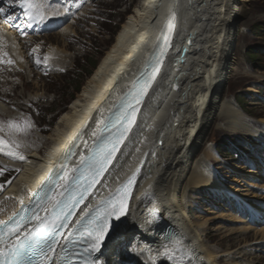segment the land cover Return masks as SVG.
Instances as JSON below:
<instances>
[{"label": "bare ground", "instance_id": "bare-ground-1", "mask_svg": "<svg viewBox=\"0 0 264 264\" xmlns=\"http://www.w3.org/2000/svg\"><path fill=\"white\" fill-rule=\"evenodd\" d=\"M250 1L141 0L134 7V12L128 15L127 21L123 22L114 44L85 87L62 113L54 134L48 138L51 140L48 150L41 154L40 149H36L33 154H29L28 161L23 164L16 179L0 192V220L15 211L21 200L25 202L31 198L34 188L47 168L55 162L61 149L81 132V142L73 158L76 163L91 144L97 122L102 120L109 106L128 88L138 70L143 67L159 41L158 37H161L168 17L171 12H175L173 45L140 105L142 118L137 121L130 140L126 142L123 153L105 181V184H109L117 176L132 170L145 155L136 195L125 215L109 227L100 252H93V257L102 260L103 264H118L116 248L134 236L138 241L136 254L144 264H172L171 260L159 256V253L164 251V246L171 247L170 241L173 239L179 240L182 245L175 250L174 259L182 258L184 264H264V197L257 200L258 204L253 198H250L252 202L246 203L250 214L248 222L242 221L246 216L236 212V209L233 215L224 209L228 212H216V216L212 217L225 216L228 224H218L217 227L226 230L225 236L235 235L238 243L234 246L228 244L226 257L218 255L209 245L207 221H202L203 217L199 215L191 217L187 209L191 199L196 200L193 197L196 191L211 188L218 197L225 193L227 197L230 196L228 199L234 194V186L229 188L224 184L211 164V159L219 156L214 146L206 142L215 122L219 123L218 128L259 135L264 143V118L256 120V124L251 123L246 119L248 113L239 103L225 96L232 75L238 68L234 54L238 40L237 22L242 20L246 25L250 21L251 13L247 6ZM55 7L53 9H59ZM50 12L53 13V10H49L48 16ZM3 14L0 13V47H3L0 49V61L12 56L16 64L27 68L31 65L26 43L35 45L32 53L36 56L41 54L43 47L41 44L36 45V37L27 41L20 27L9 22ZM50 17L43 23H61L55 21L57 18L54 20V16L53 19ZM72 26H63L56 33L58 41L64 42L65 48L61 52L53 48L47 51L52 65H58L62 60L68 62L66 41L71 31L77 33ZM6 65L5 62L0 63V67ZM260 106L264 107L263 103ZM9 111L8 106L0 100V114ZM16 115L13 113L10 116L14 118ZM250 143L256 145L259 142L250 138ZM203 148L205 152L199 157L198 152ZM1 157L0 160L4 162ZM5 163L10 164L7 160ZM245 173L247 177L255 174L250 170ZM63 181L57 184L55 191L59 186L62 187ZM166 225L172 226L168 234L163 232ZM250 230L254 232L248 234ZM256 241L261 243L250 244ZM58 252L59 247L56 249ZM57 255L53 260H56ZM150 256L158 258L153 261Z\"/></svg>", "mask_w": 264, "mask_h": 264}, {"label": "rangeland", "instance_id": "rangeland-1", "mask_svg": "<svg viewBox=\"0 0 264 264\" xmlns=\"http://www.w3.org/2000/svg\"><path fill=\"white\" fill-rule=\"evenodd\" d=\"M140 1L45 0V3H50L51 5L48 8V12L49 10H53V12L57 10L56 12L59 13L55 15L56 17L54 16V20L57 18L55 21H61L57 25H50V23L45 24L46 22H42L41 24L38 20H29L22 0L19 2L15 0H11V2L10 0H0V4H3V8L6 9L3 14L6 16V19L7 16L14 17L15 19L12 22L20 27L22 30L21 34L26 36L27 41L29 38L36 37V45L41 44L43 47L41 54L36 56L32 53L35 45L30 46L27 45V41L25 42L29 54V64L31 65L28 66L29 68L24 67L23 69V67H20L16 64L17 61L11 58L12 56L10 59L6 57L0 61V63L5 62L7 64L6 67H0V100L10 110L7 114H0V122H7L9 120L31 122V128L27 134L13 136L6 127L2 131L7 136V139H14L20 144L18 151L24 155L25 159L20 160L9 156L6 152H0V157L2 156L1 158L5 161L10 162V164H7L0 161V184L7 181L9 176L13 174V170L6 168L20 169V173L23 169L22 163L28 161L30 155L36 149H40L41 154H44L48 150L51 144V140L48 138L54 134L62 113L69 108L70 103L85 87L87 80L97 68L88 75V70H91L90 61L98 60L99 65L114 44L123 22L127 21L128 15L134 12V7ZM58 2H62V4L60 5ZM53 6L59 9H53ZM247 6L250 10L251 18L246 25L242 20L237 22L236 39L238 40L234 54L237 58L238 68L234 71V75H232L225 96L235 99L248 113L250 118L246 119H249L251 123H255L256 120L259 121L264 118V107L260 106L262 103L264 105V0H251L247 3ZM64 8H68L69 11L65 13ZM51 17L50 19H53V15ZM63 26L66 28L72 26L77 32L74 34L67 29L70 32V36L67 39L68 41H66L67 46L65 51L66 57L69 56V58L67 57L69 64L62 60L58 65H52L51 59L50 61L48 60L47 64L43 62L36 63L37 58L43 60L45 56H48L47 51L51 48L56 51L60 50V52L65 48L64 42L58 41L59 39H57L56 35L59 30L64 28ZM115 31L116 33L112 35ZM2 48L0 47V49ZM61 55L63 56L62 53ZM9 60L12 63H8ZM80 64L83 69L77 67ZM81 80V90L76 91L75 86ZM253 102H257L258 104H252ZM13 113L17 114L14 118L10 116ZM218 127L219 123L215 122L210 129V138L208 137V141H206L209 142L208 145L214 146L219 155L217 159H211V164L214 169H217V174L224 184L229 188L234 186L232 188L234 194L231 199H228L230 196L227 197L225 193L218 197V194L211 188L196 191L193 196L196 200L192 198L190 202L191 206L189 204L187 209L192 214H190L191 217L193 216L194 218L199 215L203 217L202 221H207L206 233L210 238L209 245L212 246V249L218 255L226 257L225 251L229 247L228 244L232 243V246H234L238 243L235 241V235L233 237L231 235L225 236L226 230L217 227L218 224L222 226L227 222L226 217L215 219L212 217L216 216V212L224 213L227 210L229 211H227L228 213L233 215L236 209V212H241L244 217L246 216L242 221L246 220L248 222L250 214L246 203L252 202L250 198H253V201H256L258 204L257 200L264 197V187L262 186L264 185V143L259 135L237 133L229 131L224 127ZM43 137L46 138L43 139ZM250 138L259 143L252 145ZM229 145L234 147L237 151L236 154L229 152ZM223 146H225L224 149L222 148ZM219 150H221L222 155L219 154ZM204 152L205 148L201 149L198 152L199 155H197L200 157ZM248 170L253 172V174L255 173L254 176H245L247 175L245 172ZM4 174H6L5 177H3ZM257 177L258 179H256ZM183 199L186 200L185 197ZM245 199L246 201H244ZM218 203L220 204L218 205ZM232 208L233 211L231 210ZM247 217L248 219H246ZM237 219L240 220L239 218ZM253 232L254 230H250L248 234ZM259 242H251L250 244L258 245ZM122 245L123 243L119 244L116 248L118 253L116 258L119 260L118 264H144L136 254L138 252L137 240L130 242L129 239L123 248L121 247ZM120 247L122 250L119 249Z\"/></svg>", "mask_w": 264, "mask_h": 264}, {"label": "snow or ice", "instance_id": "snow-or-ice-1", "mask_svg": "<svg viewBox=\"0 0 264 264\" xmlns=\"http://www.w3.org/2000/svg\"><path fill=\"white\" fill-rule=\"evenodd\" d=\"M22 4L26 8V14L30 20H38L42 23L49 19L47 11L50 3H45V0H22ZM5 11V8L0 7V13ZM67 11L69 9L65 8V12ZM52 15H58V12H53ZM175 18V12H171L161 30L162 37H158V40H162V42L155 46L156 52L145 63L143 71L133 81L129 92L120 97V111L117 113V119L97 122L98 125H101V131L99 135L93 133L96 140L93 141L90 154L81 156L80 166L72 170L76 175L64 186L60 198H51V211L40 220V226L36 230L21 236L20 221L24 219L23 215H19V219H16L18 213H13L7 220H0V226H3L0 227V264H72V261L66 258L53 260L49 253L54 254L55 247L62 236L60 230L69 226V221L74 215L73 210L79 208L92 188L101 182L100 178L103 177L112 163L131 127V123H129L128 128H125L122 122H127L131 116L132 123H134L138 106L152 87L160 71L167 48L170 46L175 28ZM14 19L12 16H7L9 22ZM48 60L49 57L45 56L43 60L37 58L36 63L47 64ZM8 63H12V61L9 60ZM118 124L119 127H117ZM5 127L13 136L27 134L31 128V122L12 120L0 122V131H3ZM112 128H116V131L112 132ZM105 132H108L107 136L104 135ZM19 147L20 144L14 139H6L0 135V152H6L9 156L24 160V155L18 151ZM16 171L19 172L20 169H16ZM138 171L139 169H137ZM135 178L136 174L134 173L125 184L120 185L114 192H110L97 205L89 206V211L85 212L75 222L77 225L75 233L78 236L74 242L85 244L87 246L85 251L92 249L93 252H100L101 245L108 235L112 218L115 217L116 220H120L126 213L129 193ZM9 183L11 182L9 181ZM2 187L3 185H0V188ZM21 204H23L22 200ZM36 218L40 219L39 217ZM170 243L171 247L164 246V251L159 253V256L171 260L172 264H184L182 258L174 259L175 250L182 247L181 242L173 239ZM149 251L151 252L150 248ZM149 258L155 261L158 257L150 256ZM82 264H103V261L85 258Z\"/></svg>", "mask_w": 264, "mask_h": 264}, {"label": "trees", "instance_id": "trees-1", "mask_svg": "<svg viewBox=\"0 0 264 264\" xmlns=\"http://www.w3.org/2000/svg\"><path fill=\"white\" fill-rule=\"evenodd\" d=\"M116 33V31L115 32H113L112 33V35H114ZM98 60H95V61H90V66H91V70H88V75L89 74H91L92 73V71L97 67V65H98ZM81 64L80 65H77V67L79 68V69H83V68H81ZM81 82H82V80L81 81H79L78 82V84L75 86V89H76V91H79V89L81 88ZM81 90V89H80ZM224 147L225 146H223L222 148L224 149ZM221 149V148H220ZM218 150V149H217ZM222 150V149H221ZM221 150H219V154H221L222 155V153L220 152ZM229 152H231V153H233V154H236L237 153V151L234 149V147L233 146H231V145H229Z\"/></svg>", "mask_w": 264, "mask_h": 264}, {"label": "water", "instance_id": "water-1", "mask_svg": "<svg viewBox=\"0 0 264 264\" xmlns=\"http://www.w3.org/2000/svg\"><path fill=\"white\" fill-rule=\"evenodd\" d=\"M174 22H176V20Z\"/></svg>", "mask_w": 264, "mask_h": 264}]
</instances>
